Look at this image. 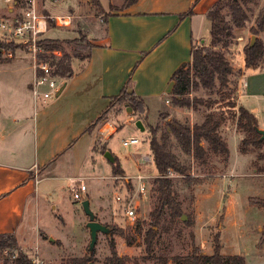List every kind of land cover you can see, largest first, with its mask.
<instances>
[{
	"label": "rangeland",
	"instance_id": "1",
	"mask_svg": "<svg viewBox=\"0 0 264 264\" xmlns=\"http://www.w3.org/2000/svg\"><path fill=\"white\" fill-rule=\"evenodd\" d=\"M129 2L130 0H46L45 9L51 15L72 14L73 20L69 27L49 29L45 40H60L61 54L56 58L69 53L74 57L73 62L83 61L88 54L87 44L94 45L106 35L104 19L107 15L126 9ZM245 8L250 17L249 21L245 27L235 28L233 43L224 49L233 67L242 61L244 46L250 42L253 35L251 26L255 25L257 17L264 9V0H253ZM6 11L7 4L0 0V17ZM225 13L229 18V13ZM206 24L198 35L205 37L207 43L198 46L210 44V20ZM199 29V23H196V32ZM1 33L0 29V40L17 47L6 48L0 56V143L3 142V135L7 136L9 141L18 132V138L27 137L25 149H28L26 151L32 158L36 153L39 157L46 142L55 145L63 140L66 147L73 143L74 177H68L60 171V174H52L55 175L52 178L44 177L37 183L39 213L42 219L39 224H35V207L26 211L24 224L29 231L25 238L20 236V249L33 260H38V264H69L71 258L83 257L89 252H93L92 260L95 264H106L111 255L110 243L113 242L120 255L129 257L128 264H155L160 255H186L195 245L211 254L214 236L221 232L222 253L242 254L246 264H264V242H261L264 206L251 201H264V173H258L253 164L259 151H239L243 134L236 130L235 120L225 101L218 102L215 108H224L227 112L223 134L230 149L229 160L214 158L211 168H201L194 162L191 154H185L174 146L173 151L184 163L191 165V174L201 180L192 187H184L183 177L176 172L170 173L175 181V190L183 201L184 214L188 219L191 217L194 223L188 225L182 218L171 221L169 210L166 209L161 226L156 227L158 237L154 250L148 253L145 237L147 230L152 226V188L158 175L151 156L149 128L160 125L161 134L167 130L169 118L177 116L192 122L201 121L206 110L175 107L171 102L152 103L148 117L134 115V120L131 121L127 112L128 106L124 102L112 100L108 116L94 128L96 142L93 152L94 136L85 131L106 108L101 110L99 106H78L75 99L56 103V99L62 94L55 95L45 104H36V114H40L35 125V111L29 88L32 80L30 58L21 45L15 41L4 40ZM258 36L264 40V32H260ZM9 51L13 53L11 57L7 55ZM80 67L81 65H75V69ZM259 68L261 72L258 73L257 80L255 79L257 91L264 88V59ZM246 70L245 77L253 71L249 68ZM241 71L237 69L231 76L228 92L232 99L237 98L238 101L239 98L240 105L250 110L256 108L258 124L264 126V94L248 93L244 87L239 90L243 75ZM58 82L63 85L61 80ZM193 94L207 96L208 92L200 89ZM213 97L218 98L217 94ZM176 108L182 109V112L178 113ZM108 119L116 124L118 131L110 139L104 140L100 136L99 127ZM138 120L142 121L144 130L137 126ZM132 135L137 136L140 142L125 146L123 140ZM105 149H109L118 158L124 169L118 179L114 178L112 162L103 153ZM260 151L264 152V148ZM137 158H140V166L136 163ZM40 161V158L37 159V162ZM138 174L146 176L144 181L149 187L146 194L140 196L141 205L137 210L136 219L132 221L126 215L124 202L116 201L114 196L119 194L126 198L128 193L132 194L138 183L135 179ZM43 176L44 174H40L39 177ZM127 177L132 178L133 183L128 184L124 180ZM79 181L85 183L88 190L82 193L80 199H75L71 189L78 185ZM86 199L90 200V208L96 220L111 229L110 233H98L93 251L89 248L90 218L83 205ZM38 227H41L43 239L40 243L34 235ZM52 238L54 239L51 240ZM12 252L17 251H0V264H6L7 258H14L16 253ZM170 264L176 263L170 260Z\"/></svg>",
	"mask_w": 264,
	"mask_h": 264
},
{
	"label": "trees",
	"instance_id": "2",
	"mask_svg": "<svg viewBox=\"0 0 264 264\" xmlns=\"http://www.w3.org/2000/svg\"><path fill=\"white\" fill-rule=\"evenodd\" d=\"M137 0H130L129 5ZM253 0H217L209 9L207 17L211 22V41L209 45H194L192 49V59L190 62L182 64L172 75L174 81L173 89L167 96L173 106L200 110L204 108L201 121L191 123L176 116L167 121V130L162 131L161 126H150L149 140L150 150L153 162L157 168L158 175L155 177L152 188L154 194V203L151 210V227L146 232V249L148 253L153 252L158 231L166 209L169 210V218L176 221L184 214L183 201L179 198L175 190V181L170 176L171 172L181 175L184 187H192L201 180L191 174V165L183 162L181 157L173 151L174 146L178 147L183 153L191 154L194 162L201 168H211L213 159L219 158L228 161L230 149L223 134V126L227 120L224 108H215L216 104L225 101L230 109V114L235 120L236 129L243 134L239 145V151L249 153L258 150L256 159L253 161L254 169L258 173H264V137L260 132L258 118L254 112L247 107L240 105L237 98L232 99L228 92L231 82V76L235 70L230 59L227 57L224 49L230 47L235 38V28L245 27L250 17L245 6ZM229 13V18L227 14ZM45 13H49L47 10ZM190 10L187 14H191ZM186 14V15H187ZM110 14L104 19L106 24ZM49 27L56 28L53 20L49 19ZM253 35H257L254 45L250 42L244 46V62L246 68H259L264 59V40L259 37L260 32H264V9L256 19L255 25L251 26ZM42 45L47 49H60L59 39L44 40ZM95 45V44H94ZM94 45L87 44L88 54L85 59L91 55ZM17 45L6 44L0 40V56L6 48L15 49ZM73 55L65 53L62 57L53 60L55 74L69 79L75 74L73 68ZM242 72V71H241ZM240 72V73H241ZM243 74V73H241ZM200 89L208 92L207 96L193 94ZM217 94L218 98L213 97ZM112 100L124 102L131 110V115L147 116L148 106L143 97L137 96L129 85H126L120 94L112 97ZM110 106L94 121L87 131H91L102 119L108 116ZM234 109H237L236 111ZM234 110V111H233ZM232 111V112H231ZM140 119V118H139ZM114 156L112 162V172L114 176L121 175L123 169L120 167L118 158ZM251 201L264 206L263 200ZM186 224H193L189 217ZM214 246L211 254L206 253L200 246H193L190 253L186 255H167L158 256L155 264H170L173 260L176 264H246V259L242 254H224L222 253L221 232H217L213 239ZM261 242H264V228L262 231ZM111 255L107 258L106 264H128L129 257L120 255L113 242L110 243ZM14 249L12 252L16 256L7 258L6 264H37L21 248L14 232H0V251ZM93 252L83 257H73L69 264H95L92 260ZM45 264V263H42Z\"/></svg>",
	"mask_w": 264,
	"mask_h": 264
},
{
	"label": "crops",
	"instance_id": "3",
	"mask_svg": "<svg viewBox=\"0 0 264 264\" xmlns=\"http://www.w3.org/2000/svg\"><path fill=\"white\" fill-rule=\"evenodd\" d=\"M216 1L137 0L126 9L111 13L106 22V35L95 43L89 58L73 62L75 74L66 79L63 90L58 94L62 95L55 102L75 99L78 106H99L104 110L110 106L112 97L129 85L130 90L145 99L148 106L146 117L152 103L169 104L167 96L174 85L172 75L182 64L191 61L194 45L207 43L206 38L198 34H201L203 25H207V13ZM190 10L192 13L187 14ZM196 23L200 27L197 32ZM244 58L234 66V70L243 72L239 90L244 87L248 93L264 94V88L255 89V79L261 69L249 68L255 73L252 71L245 77ZM75 65H81L80 69H75ZM31 74L33 79L32 64ZM32 101L36 125L40 113L36 114L37 105L33 97ZM175 111L181 113L182 109L176 108ZM251 111L255 113L257 109L252 108ZM127 112L129 119L134 118L129 107ZM94 128L85 131L94 136L93 152L96 142ZM18 135L17 132L13 141H7L8 137L3 135L0 143V232H14L20 243V236L25 238L29 231L24 224L26 211L35 207V224L42 219L37 183L44 177L60 174V171L68 177H74V174L73 143L66 147L63 140L55 145L46 142L39 157L36 153L32 158L25 149L27 137L21 139ZM39 158L42 161L37 162ZM137 159L140 166V158ZM120 167L123 169L121 164ZM40 174L44 176L40 178ZM40 229L38 227L34 233L39 243L43 240Z\"/></svg>",
	"mask_w": 264,
	"mask_h": 264
},
{
	"label": "built area",
	"instance_id": "4",
	"mask_svg": "<svg viewBox=\"0 0 264 264\" xmlns=\"http://www.w3.org/2000/svg\"><path fill=\"white\" fill-rule=\"evenodd\" d=\"M55 1V0H52ZM7 4V11L0 17L1 37L6 41H15L23 47L24 52L29 56L32 64L33 79L31 82V94L35 104H45L55 95H58L66 79L55 74L53 60L58 59L61 54L60 49H47L42 45L49 32V19L53 20L57 27H69L73 20L72 14H62L53 16L45 13L44 4L46 0H4ZM22 49V48H21ZM8 56H12L11 51ZM64 82V83H63ZM169 102V100H167ZM134 120L131 118V121ZM118 127L111 120H105L99 127V133L102 139H110ZM137 136H130L123 140L125 146L139 143ZM104 177V176H103ZM118 176H114L118 179ZM146 176L138 174L135 179V191L128 197L116 194V201H123L126 209V215L134 221L137 217V210L141 205L140 196H144L148 191V184L144 181ZM128 184L133 183L132 178L124 179ZM75 199H80L87 185L79 181L78 185L72 187ZM38 264V260H33Z\"/></svg>",
	"mask_w": 264,
	"mask_h": 264
},
{
	"label": "water",
	"instance_id": "5",
	"mask_svg": "<svg viewBox=\"0 0 264 264\" xmlns=\"http://www.w3.org/2000/svg\"><path fill=\"white\" fill-rule=\"evenodd\" d=\"M256 40H257V35H252L251 40H250L251 41L250 45L251 46L254 45ZM62 90H63V87L61 88L60 92ZM60 92H59V94H60ZM136 124L142 130L145 129V126L143 125L141 120H138L136 122ZM260 132L262 133V136L264 137V129H260ZM105 155H106L107 158H109V160L111 162H114V160H115L114 156L109 151H107ZM83 205H84V208H85V210L88 213L89 218H90L89 222H88V226H89V228L91 230V241H90L89 248H90L91 251H93V249L95 247V244H96V242L98 240V233L99 232L110 233L111 229H110L109 226H107V225L101 223L100 221L96 220L95 214L90 208V200H88V199L84 200L83 201ZM181 218L183 220H187L188 219L186 214H183ZM51 240H53V238Z\"/></svg>",
	"mask_w": 264,
	"mask_h": 264
}]
</instances>
